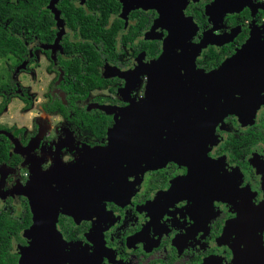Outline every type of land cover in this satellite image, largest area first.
Masks as SVG:
<instances>
[{
  "label": "flooded vegetation",
  "instance_id": "flooded-vegetation-1",
  "mask_svg": "<svg viewBox=\"0 0 264 264\" xmlns=\"http://www.w3.org/2000/svg\"><path fill=\"white\" fill-rule=\"evenodd\" d=\"M49 1L0 0V29L21 42L0 60L13 64L10 70L25 63L30 77L43 62L52 66L53 54L57 65L44 67L54 73L37 105L40 115H48L44 123L34 115L30 125L0 124V155L7 152L0 160V221L30 222L23 230L33 219L22 188L36 173L46 175L55 165L65 173L81 163L84 150L108 145L114 120L102 106L123 108L146 98L147 64L159 56L167 31L161 30V39L147 36L162 7L171 14L177 0H134L140 5L135 8L120 0H95L93 6L58 0L56 13ZM182 2L197 26L193 43H206L195 60L206 71L230 57L251 32L264 30V0ZM84 68L88 72L79 71ZM7 76L2 94L20 99V110L29 112L35 95ZM85 78L88 87L74 94L73 83ZM90 117L109 122L103 136L89 129ZM223 122L199 168L167 161L146 169L133 192L124 185L98 208L59 213V229L71 248L57 264H264V105L251 124L233 115ZM23 240L13 242L14 253L16 245L28 244Z\"/></svg>",
  "mask_w": 264,
  "mask_h": 264
},
{
  "label": "water",
  "instance_id": "water-1",
  "mask_svg": "<svg viewBox=\"0 0 264 264\" xmlns=\"http://www.w3.org/2000/svg\"><path fill=\"white\" fill-rule=\"evenodd\" d=\"M57 1L50 0L48 7L54 11ZM120 1L129 8L140 6ZM184 6L177 0L171 14L163 6L149 31L147 38L161 39L162 29L167 35L159 56L147 64L146 98L123 108L101 107L113 114L108 145L84 150L81 163L65 173L56 165L46 175L36 173L22 188L29 194L33 223L21 233L28 244L15 247L17 264H57L69 244L58 226L59 213L98 208L110 193L125 188L133 192L146 169L167 161L199 168L196 163L218 141L215 129L225 117L251 123L264 105V30L251 32L230 57L206 71L195 62L206 43H193L197 26L185 16Z\"/></svg>",
  "mask_w": 264,
  "mask_h": 264
},
{
  "label": "trees",
  "instance_id": "trees-1",
  "mask_svg": "<svg viewBox=\"0 0 264 264\" xmlns=\"http://www.w3.org/2000/svg\"><path fill=\"white\" fill-rule=\"evenodd\" d=\"M93 3H95V0H87L88 5L93 6ZM20 44L21 42L17 37H10L7 32L0 29V58L6 60L10 52H17L20 49ZM112 44L113 42L112 40H110V45ZM221 57L222 55L219 56V60L221 59ZM12 65L13 64L9 65V67H12ZM212 65H214V63L209 64L207 68H210ZM80 67L81 66H78L77 68ZM69 68V65H66L67 71L69 70ZM88 70V68L79 69V71L84 72H88ZM3 72L4 70L1 71L0 75V97L2 98L0 102V112L3 111L6 108L7 104L10 102V97H6L2 94L3 91H8L7 81L2 80L1 78L3 75H5ZM87 80L88 79L85 78V80L73 83L72 90L73 92H75L74 94H80L81 92H83L84 88L88 87V85H85ZM91 82H93V79H91ZM51 106V108H46V110H52L53 108H55V106ZM64 113L67 114L66 112ZM88 120L91 121V126H86L90 127L89 129L92 130V132L98 137L103 136L106 132V129L109 127H107V123H109L107 120L92 119L91 117ZM87 121H85L84 123L86 124ZM112 126L113 124L109 127V129ZM4 157H7L6 151L0 155V160ZM29 223L30 222L25 223L22 221H0V264H17L19 256L17 253L13 252V242H24L23 238L20 235V232L23 230V228L27 227Z\"/></svg>",
  "mask_w": 264,
  "mask_h": 264
},
{
  "label": "rangeland",
  "instance_id": "rangeland-1",
  "mask_svg": "<svg viewBox=\"0 0 264 264\" xmlns=\"http://www.w3.org/2000/svg\"><path fill=\"white\" fill-rule=\"evenodd\" d=\"M250 2H251V0H250ZM51 52L53 54L55 52V48H52ZM52 58H53L52 59L53 65L51 66L47 61H46V63L43 62V64H41V69H37V71L35 72L36 74H34L36 76H33V77L28 76L31 74L24 73L23 70L26 67L25 63H22V64H24V66H22V67H21L22 64H20V65L14 67L13 70H10L11 69V67H9V65H11L10 62L0 60V75H1V71L4 70L3 73L5 74V77H4L5 80H7V78H8L7 75H11V82L12 83L20 82L21 85H28L27 87L30 89V92L32 93V95H35L34 96L35 103L33 104L35 107L30 108V111L29 112L26 111V113L24 111L20 110V108L22 106V101L18 98H12L10 100V103L7 104V107L3 111L0 112V124L10 125L12 123H17V124L30 125L31 119H32V117H34V115L37 117L40 116L37 119L38 122L44 123V121L42 119L44 117H48V115H43V113L40 115L38 113L37 105L39 104V102H41L43 100L44 94L48 90L49 81L51 80L52 76L54 75V73L51 71L50 72L44 71V67L49 66L50 68H53V69L57 68L54 54L52 55ZM147 76H148V85H149L150 84V75H147ZM147 91L148 90L146 89V92ZM0 101H1V97H0ZM255 114H256V112H255ZM254 120H255V116H254V119L252 120L251 123H253ZM56 121H57V118H53L52 124L55 123ZM242 123H244V122H242ZM251 123H244V124H251ZM222 126H224V128H225L226 124H224V122H223ZM106 136H107V133H106ZM107 138H108V136H107ZM80 153H82V151ZM83 154L84 153L81 154V157L83 156ZM67 248L68 249L71 248V244H68V246L64 250H66Z\"/></svg>",
  "mask_w": 264,
  "mask_h": 264
},
{
  "label": "bare ground",
  "instance_id": "bare-ground-1",
  "mask_svg": "<svg viewBox=\"0 0 264 264\" xmlns=\"http://www.w3.org/2000/svg\"><path fill=\"white\" fill-rule=\"evenodd\" d=\"M155 95V93H153V95L152 96H154Z\"/></svg>",
  "mask_w": 264,
  "mask_h": 264
}]
</instances>
